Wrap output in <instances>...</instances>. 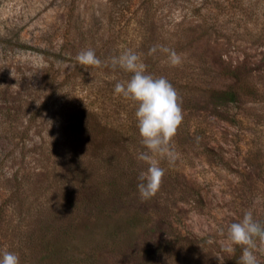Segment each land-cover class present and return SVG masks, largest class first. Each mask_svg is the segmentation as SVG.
Returning <instances> with one entry per match:
<instances>
[{
	"label": "rangeland",
	"instance_id": "rangeland-1",
	"mask_svg": "<svg viewBox=\"0 0 264 264\" xmlns=\"http://www.w3.org/2000/svg\"><path fill=\"white\" fill-rule=\"evenodd\" d=\"M114 1L0 0V202L23 158V196L32 203L30 213L8 212L0 253L39 264L46 229L74 220L78 238L67 248L78 264H115L119 243L137 264L239 262V247L226 250L229 225L247 211L264 223V0H119L123 14ZM155 45L182 53V65L149 55ZM89 48L106 62L131 49L182 99L178 158L161 160L163 183L148 201L137 188L147 166L137 160L136 106L114 92L130 74L79 65ZM219 62L242 63L258 95L225 104L211 93L233 85ZM51 231L46 241L55 240ZM257 256L264 264V251Z\"/></svg>",
	"mask_w": 264,
	"mask_h": 264
},
{
	"label": "clouds",
	"instance_id": "clouds-1",
	"mask_svg": "<svg viewBox=\"0 0 264 264\" xmlns=\"http://www.w3.org/2000/svg\"><path fill=\"white\" fill-rule=\"evenodd\" d=\"M157 52L165 56L163 62L170 67H180L183 63V54L174 49L155 45L149 55ZM75 59L82 66L99 68L110 64L113 70L119 68L130 74L129 79L115 84L114 92L136 106L135 119L144 148L137 154V160L147 166L139 173L137 188L142 201L152 199L165 176L161 160L171 165L178 158L173 140L184 120L178 91L165 77L148 74L141 55L131 49L110 57L107 62L98 58L91 48L81 50ZM48 123L51 126L52 122ZM227 240L229 253L236 247L242 250L238 264H260L257 253L264 251V223L256 220L252 211H247L241 220L229 225ZM0 264H20V257L4 250L0 253Z\"/></svg>",
	"mask_w": 264,
	"mask_h": 264
},
{
	"label": "trees",
	"instance_id": "trees-1",
	"mask_svg": "<svg viewBox=\"0 0 264 264\" xmlns=\"http://www.w3.org/2000/svg\"><path fill=\"white\" fill-rule=\"evenodd\" d=\"M118 1L119 0H115L113 3V5L117 7V11L115 12L119 11L120 13L123 14L125 10L119 8ZM130 1L133 2L134 0H130ZM15 47L20 50L35 51L40 53L46 52L41 49H36L34 47H31L29 45L15 44ZM262 61H264V55L262 56L260 62ZM217 70L219 71V74L222 77L224 76L233 80V85L228 86L227 89L225 90H221V91L210 90L211 93L218 95L219 99L223 103L225 104L236 103L239 99V96L243 94H247L249 97L258 95L259 92L258 87L254 84L249 83L246 80V77L247 75H249V72L246 71L242 63H236L233 65V64H224L223 62H219L217 63ZM14 150L15 147H13V151L10 152L9 150L7 155L11 156V154L14 153ZM20 151L21 148L18 147L19 154L21 153ZM23 163L24 162L22 158L19 161V168H17L12 173V176H10L7 181V184L10 187L9 189L10 193L4 201L0 202V232H2V238L6 237L5 234L6 227H3V224L6 220H8V212L10 211V209H17V211H20L21 214H24L26 212L30 213L31 211L32 203L26 202V197L23 196L24 187L28 181L26 170L23 167L22 169H20V165H22ZM1 164L2 162H0V165ZM38 205L39 204H37V206ZM81 206L84 212L88 210L87 204H82ZM37 214L39 216H41V214L44 215V211L37 210ZM50 216L55 217L54 215H50ZM73 221L74 220H72V222H70L68 226L62 224L59 225L57 228L53 227L52 229L51 228L46 229L42 237H40L39 242L36 246V253L39 255L38 257L39 264H78L75 263V261L77 260V255L71 253L67 248V244H68L67 240H70L71 238L75 240L78 238L76 234L77 232L76 225L73 226V230L69 229L72 226ZM128 224L132 226V230H134L138 226V224L134 223L133 221H129ZM51 230H56L55 232L56 236H54L55 240L53 242L46 241V237L48 236V234H52ZM121 241L122 239L119 238L118 242ZM118 247H117L118 252L115 251L117 255H114L115 259H113V262H115V264H137L138 256L124 255L122 257V255L120 254V250H118ZM154 252L156 251L150 252V255L148 257L152 258ZM145 263L147 264L148 262L145 261ZM229 264H238V262L236 258H234Z\"/></svg>",
	"mask_w": 264,
	"mask_h": 264
}]
</instances>
